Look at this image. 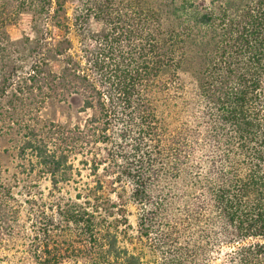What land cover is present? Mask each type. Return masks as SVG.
Instances as JSON below:
<instances>
[{
	"label": "trees",
	"instance_id": "trees-1",
	"mask_svg": "<svg viewBox=\"0 0 264 264\" xmlns=\"http://www.w3.org/2000/svg\"><path fill=\"white\" fill-rule=\"evenodd\" d=\"M1 141L0 264H264V0H0Z\"/></svg>",
	"mask_w": 264,
	"mask_h": 264
},
{
	"label": "rangeland",
	"instance_id": "rangeland-1",
	"mask_svg": "<svg viewBox=\"0 0 264 264\" xmlns=\"http://www.w3.org/2000/svg\"><path fill=\"white\" fill-rule=\"evenodd\" d=\"M22 32H26V33L29 32V23L25 17L17 25L9 28V33L11 34L12 37H15V38L20 36L22 34ZM54 34L57 35L58 32L55 31ZM58 117L61 118L60 119L61 122H65L66 119L60 117V115ZM0 147L6 148V147H8V145L6 142L1 141ZM8 160H9L8 158H4L1 160V162L4 166H8L9 168H11V165L8 163Z\"/></svg>",
	"mask_w": 264,
	"mask_h": 264
}]
</instances>
